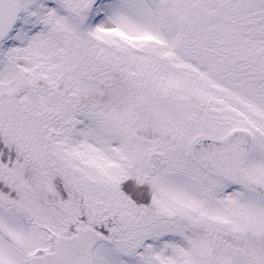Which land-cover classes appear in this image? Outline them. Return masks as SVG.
<instances>
[{"label":"snow or ice","instance_id":"1","mask_svg":"<svg viewBox=\"0 0 264 264\" xmlns=\"http://www.w3.org/2000/svg\"><path fill=\"white\" fill-rule=\"evenodd\" d=\"M0 264H264V0H0Z\"/></svg>","mask_w":264,"mask_h":264}]
</instances>
